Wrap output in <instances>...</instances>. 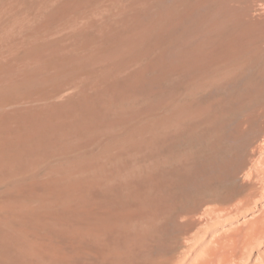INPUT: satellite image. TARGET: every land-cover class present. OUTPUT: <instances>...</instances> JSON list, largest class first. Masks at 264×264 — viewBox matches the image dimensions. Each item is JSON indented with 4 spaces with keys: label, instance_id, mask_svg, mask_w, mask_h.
<instances>
[{
    "label": "rangeland",
    "instance_id": "rangeland-1",
    "mask_svg": "<svg viewBox=\"0 0 264 264\" xmlns=\"http://www.w3.org/2000/svg\"><path fill=\"white\" fill-rule=\"evenodd\" d=\"M262 133L264 0H0L3 263H109L202 154Z\"/></svg>",
    "mask_w": 264,
    "mask_h": 264
},
{
    "label": "bare ground",
    "instance_id": "bare-ground-1",
    "mask_svg": "<svg viewBox=\"0 0 264 264\" xmlns=\"http://www.w3.org/2000/svg\"><path fill=\"white\" fill-rule=\"evenodd\" d=\"M261 139L251 151L253 145L245 151L229 148L202 154L198 166L187 170L183 178L179 175L174 184L176 193L189 197L176 200L170 185L167 211L152 213L153 217L144 214V220L135 217L136 223L142 220L134 224L138 229L124 241L111 239L113 247L107 254L111 261L106 263L264 264V134ZM174 203L187 210H174ZM1 258L0 264H5Z\"/></svg>",
    "mask_w": 264,
    "mask_h": 264
}]
</instances>
